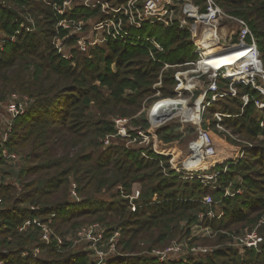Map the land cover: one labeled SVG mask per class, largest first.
Here are the masks:
<instances>
[{
	"label": "trees",
	"instance_id": "trees-1",
	"mask_svg": "<svg viewBox=\"0 0 264 264\" xmlns=\"http://www.w3.org/2000/svg\"><path fill=\"white\" fill-rule=\"evenodd\" d=\"M64 1L0 0V103L13 93L30 102L25 114L14 120L6 143L21 160L12 164L0 158V263L96 264L87 244L74 247L65 240L60 245L58 237L73 234L75 239L80 228L99 223L105 227L106 240L116 231L121 235L118 252L103 264H264V240L261 250L244 253L229 244L233 235L257 224L264 239V110L253 99L244 106L242 94L261 100L264 96L251 86L238 85L237 96L218 97L206 107L202 124L216 149L207 172L227 169L214 186L200 178L179 177L170 168V158L153 147L173 151L181 165L189 156L195 126L172 121L153 129L144 113L137 114L153 96L160 75L163 96L175 95L176 71L196 58L190 33L159 23L138 32L163 46V51L153 49L162 63L144 47L119 42L99 44L87 52L72 45L66 55L54 44L60 20L100 16L82 6L61 15L52 5ZM108 1L119 5L127 0ZM215 1L248 22L264 64V0ZM59 35L68 32L61 28ZM68 41L74 44L76 39ZM165 64L172 67L165 69ZM218 83L220 91L227 89L224 79ZM216 113L225 115L221 124L229 133L217 128ZM116 116L132 117L134 128L152 134L147 152L155 159L128 149L122 140L103 147L101 138L115 132ZM244 141L252 147L235 163ZM72 182L77 184L79 202L71 196ZM228 187L242 192L224 197ZM136 191L134 209L130 197ZM208 195L216 201L211 206L202 202ZM211 208L223 215L201 219ZM29 219L54 229L51 244H45L36 225L20 230ZM198 224L212 230L213 236L193 237ZM188 238L190 245L212 250L175 261L151 255L155 248ZM36 247L40 252L35 257ZM25 251L30 254L23 256Z\"/></svg>",
	"mask_w": 264,
	"mask_h": 264
},
{
	"label": "built area",
	"instance_id": "built-area-1",
	"mask_svg": "<svg viewBox=\"0 0 264 264\" xmlns=\"http://www.w3.org/2000/svg\"><path fill=\"white\" fill-rule=\"evenodd\" d=\"M81 3L82 7L95 11L96 14H100V17L93 20L89 26H85L84 20L89 21L90 18L78 20L64 17L57 26L68 32V35L62 37H66L68 40L74 37L78 45L84 49L108 42L126 43L134 47L148 49L152 58L162 63L161 60L156 59L153 49L163 51V46L155 37L140 35L138 32L147 24L159 23L166 28H177L190 33L191 43L196 46L194 52L196 58L184 64L187 68H179L176 71L174 77L175 95L163 96L161 90L163 79L160 75L158 82L153 86L154 93L149 99L151 103L145 104L137 115L144 113L153 129L172 121H178L183 126L186 124L195 126L196 136L188 144L189 156L181 165L176 163L177 156L173 151H162L156 146L153 148L156 153L170 158V168L179 177L200 178L207 185L214 186V181L226 171L227 166L223 171L207 172L209 168L207 162L215 156L216 149L210 133L203 128L204 110L218 97L237 96L238 85L251 86L264 96V64L255 34L248 22L244 18L227 12L215 0H127L119 5H112L108 0H81ZM52 6L61 15L76 8L73 7L71 0H65L61 5L53 4ZM54 44L60 53H64L59 31L54 39ZM169 67L172 66L165 64V69ZM219 79H224L227 82V89L224 91H220ZM242 99L244 106L253 99L256 106L264 110V100L255 99L251 93L242 94ZM170 100L184 101L186 110L181 113L166 111L163 104ZM29 103L28 97L20 98L16 93H13L6 102L0 103V158L12 164L19 162L22 156L6 148V143L14 120L25 114ZM215 116L219 131L227 132L221 124L222 117L225 115L216 113ZM113 121L115 132L101 138L103 147H108L113 141L122 140L128 149L147 158L155 159L147 152L149 150L147 147L153 142L152 134L141 127L134 128L132 117L117 116ZM245 144L235 163L243 157L246 151L251 149L250 142H245ZM160 162L164 171L167 172L163 161L160 160ZM241 192V188L233 190L228 187L224 197L238 195ZM122 194H124L123 190ZM71 196L77 202L81 200L77 193L76 182H72ZM137 197L138 191L130 197L134 209L136 205L132 201ZM202 202L210 206L215 203L210 195L206 196ZM34 208L37 209V207ZM222 215L223 211L211 208L201 214V219L211 220ZM34 225L41 229V236L45 244H51L54 231L49 224L39 219L25 221L21 230ZM259 226L260 224H257L250 230L233 235L229 244L238 248L241 253H244L246 249L260 250L263 236L258 231ZM196 232L203 236L212 235L209 228H202L200 224L193 227V233ZM104 233L105 227L99 223H93L80 228L75 234V243L85 238L88 250H91L97 259L96 264H103L110 256L117 253L116 244L120 235L119 231H116L109 240L104 238ZM58 241L60 245L63 244L60 237H58ZM210 250L212 249L207 246L190 245V241L176 239L166 249L154 254L160 261H165L184 258L189 254L206 253ZM39 252L40 249L36 247L32 254L36 257ZM29 254L28 251L22 253L23 256ZM172 255L178 257L175 258Z\"/></svg>",
	"mask_w": 264,
	"mask_h": 264
},
{
	"label": "rangeland",
	"instance_id": "rangeland-1",
	"mask_svg": "<svg viewBox=\"0 0 264 264\" xmlns=\"http://www.w3.org/2000/svg\"><path fill=\"white\" fill-rule=\"evenodd\" d=\"M80 1V2H79ZM71 2H72V4H73V7H79V6H81L82 5V3H81V0H71ZM113 5V4H112ZM84 8V7H83ZM97 16H100V14H96ZM88 17H89V15H88ZM87 17V18H88ZM91 18H93V17H91ZM95 18V17H94ZM93 18V19H94ZM79 20H81V19H79ZM83 20V19H82ZM93 22V20H89V21H85L84 20V23H85V26H88L90 23H92ZM56 30H57V33H58V31H59V28H58V26L56 25ZM88 30V29H87ZM87 30H85V31H87ZM61 41L63 42V47H62V51L65 53V54H67L68 52H69V50H70V48L69 47H71L72 45H75V47H77L79 50H81V51H83V52H87L89 49H88V47L87 48H83L82 46L80 47L79 45H78V43L77 42H75L74 44H70V41H68V38H64V37H62L61 36ZM195 45H193V49H192V53H194L195 52ZM17 94V93H16ZM11 97V96H10ZM9 97V98H10ZM8 98V99H9ZM151 103V100H149V99H147L145 102H144V104H143V107H144V105L145 104H150ZM185 104L184 103H182V102H180L179 103V111H182L183 109H182V107L184 106ZM143 109V108H142ZM185 109V108H184ZM3 111H5V110H3ZM142 111V110H141ZM140 111V112H141ZM169 112L170 113H174V111H171L170 109H169ZM117 117V116H116ZM227 130V129H226ZM227 132L229 133V131L227 130ZM237 138V137H236ZM239 139V138H238ZM241 140V139H240ZM244 142H247V141H244ZM188 144H189V142H188ZM215 203H216V201H215ZM200 227H202V224H200ZM20 230H21V228H20ZM22 231V230H21ZM53 231H54V229H53ZM212 231V230H211ZM245 231V230H244ZM244 231H242V232H244ZM213 233V232H212ZM72 234V233H71ZM195 236H197V238H198V240H201V239H203V237H206V236H203V235H200L198 232H196V233H193V237H195ZM213 235H211V236H207V237H212ZM78 237V236H77ZM63 241H65V240H70L71 242H73V244H75V246L74 247H83V248H87V246H86V241H84V239L85 238H83V239H81L80 237H79V239H81V241H79V242H76L75 243V239L73 238V234L72 235H70V234H68V235H66V236H64V238L61 236L60 237ZM120 238H121V235H119V238L117 239V248H116V251L118 252V245H119V242H120ZM192 239V238H191ZM176 240V239H175ZM264 240V239H263ZM186 241H188L189 242V238L188 239H186ZM64 243V242H63ZM172 243V242H171ZM187 245H189L188 243H187ZM198 245H200V246H204V245H201V244H198ZM186 246V245H185ZM168 247V246H167ZM166 247V248H167ZM166 248H164V249H166ZM164 249H158V248H155V251L153 252V253H151V255H154V253L155 254H157V252L158 251H162V250H164ZM261 250V249H260ZM148 251H150V250H148ZM240 251V250H239ZM151 252V251H150ZM240 253H241V251H240ZM177 255H179V254H177ZM177 255H172L173 257H175V258H177L178 256ZM155 256V255H154ZM175 260H178V259H175ZM175 260H173V261H175Z\"/></svg>",
	"mask_w": 264,
	"mask_h": 264
},
{
	"label": "bare ground",
	"instance_id": "bare-ground-1",
	"mask_svg": "<svg viewBox=\"0 0 264 264\" xmlns=\"http://www.w3.org/2000/svg\"><path fill=\"white\" fill-rule=\"evenodd\" d=\"M180 102L185 104L184 101L170 100V101L165 102L163 104V106L165 107V110L168 111V112H169V109H170L171 111H174V113H181L186 108L183 109L182 111H179V106L178 105H179Z\"/></svg>",
	"mask_w": 264,
	"mask_h": 264
},
{
	"label": "crops",
	"instance_id": "crops-1",
	"mask_svg": "<svg viewBox=\"0 0 264 264\" xmlns=\"http://www.w3.org/2000/svg\"><path fill=\"white\" fill-rule=\"evenodd\" d=\"M184 108H186V106H185V105L182 107V109H184ZM185 110H186V109H185Z\"/></svg>",
	"mask_w": 264,
	"mask_h": 264
}]
</instances>
